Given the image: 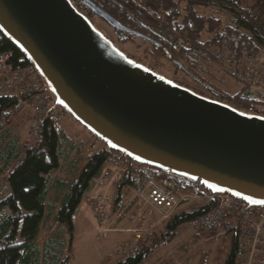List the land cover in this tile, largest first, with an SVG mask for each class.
<instances>
[{
    "label": "water",
    "instance_id": "water-1",
    "mask_svg": "<svg viewBox=\"0 0 264 264\" xmlns=\"http://www.w3.org/2000/svg\"><path fill=\"white\" fill-rule=\"evenodd\" d=\"M118 34L163 48L92 0ZM0 32L35 66L56 103L107 148L130 159L264 205V116L203 96L129 58L71 0H0ZM255 201V202H254Z\"/></svg>",
    "mask_w": 264,
    "mask_h": 264
},
{
    "label": "trees",
    "instance_id": "trees-1",
    "mask_svg": "<svg viewBox=\"0 0 264 264\" xmlns=\"http://www.w3.org/2000/svg\"><path fill=\"white\" fill-rule=\"evenodd\" d=\"M75 1L88 16H94L80 0ZM92 1L125 26L163 42L173 58L177 56L192 74L191 79L202 84L205 79L199 78L201 73L216 65L207 52L209 44L227 40L241 51L264 52V0ZM118 36L120 41L135 38L124 34ZM172 37L181 41L179 49L170 42ZM142 42L147 43L144 49L146 55L153 57L160 52L166 58L159 47ZM5 52L11 53L10 63L14 67L30 64L24 53L0 32V54ZM207 88L220 101L248 113L264 115L262 90L241 85L234 93H224L215 91L209 84ZM22 100L15 95L0 96V264H69L70 257L61 256L64 242L60 232L65 227L72 235L73 217L90 192L93 178L103 171L111 150L105 145L86 157L83 168L74 177L59 179L55 183L53 199L48 202L53 187L52 174L61 168L60 154L63 152L67 156L76 145L64 130L48 118L43 119L40 134L35 139L26 143L27 136L22 142L13 130L16 125L12 120L21 110H27L21 108ZM176 178L189 188L195 184L184 177ZM125 186H130L129 180L119 184L114 210L121 201L120 193ZM57 207L54 219L58 228L48 232L44 242L40 243L44 223ZM128 210L126 208V212ZM206 210L202 201V207L193 213L183 211L171 214L164 222L165 227L172 228V231L164 232L160 242H169L179 225L193 221ZM155 234L153 232L151 236ZM222 236L229 240L227 264H232L237 234ZM154 249V244L147 242L135 257L118 264H142ZM156 264L170 263L164 260Z\"/></svg>",
    "mask_w": 264,
    "mask_h": 264
},
{
    "label": "built area",
    "instance_id": "built-area-1",
    "mask_svg": "<svg viewBox=\"0 0 264 264\" xmlns=\"http://www.w3.org/2000/svg\"><path fill=\"white\" fill-rule=\"evenodd\" d=\"M207 52L222 73L233 77L241 85L264 91L263 51H241L229 41L222 40L209 44ZM10 61V52L0 54V96L15 95L23 99V108L32 111L26 140L30 143L40 134L43 119L48 118L53 124H58L67 111L56 103L35 66L30 63L14 67ZM125 180L130 181L137 203L133 213L127 216L131 225L127 231L132 236L114 249L121 261L135 257L150 240L158 221L168 218L180 203L193 197L201 199L207 207L205 213L192 221L195 229L213 234H237L232 264H264V205H250L224 192L214 194L199 181L189 188L180 183L171 170L134 161L118 151L109 152L103 171L93 178L92 185L94 189L107 185L118 187ZM84 202L96 219L99 236L119 231L116 224L127 214L126 199H121L116 210L115 199L104 192H89ZM155 212L162 215L155 219Z\"/></svg>",
    "mask_w": 264,
    "mask_h": 264
},
{
    "label": "rangeland",
    "instance_id": "rangeland-1",
    "mask_svg": "<svg viewBox=\"0 0 264 264\" xmlns=\"http://www.w3.org/2000/svg\"><path fill=\"white\" fill-rule=\"evenodd\" d=\"M71 2L81 13L87 16L92 24L119 50L125 53L129 58L147 66L156 73L180 83L199 94L203 93V96L214 99H217V97L207 88L208 84L217 92L234 93L240 89L241 84L233 77L222 73L216 65H211L210 69L208 68L207 71L202 72L199 76L203 81L205 79V85L194 79L192 80L182 71L176 70L175 65L165 58L162 53L154 52L155 55L153 57L146 55L144 49L147 47V43H143L141 39L132 38L130 40L120 41V38H118L120 37L118 36L119 34L105 21L96 15L92 17L88 16L86 11L79 6L75 0H71ZM170 42L173 44V47L179 49L181 41L172 37ZM174 59L182 64V62L177 59V56H174ZM24 111L25 110H21V112L12 119L16 121V126L13 127V130L15 133H18L22 142H24L29 134V125L26 123V119L18 120L19 115ZM57 126L66 132L75 143L76 147L80 149L84 158L89 151L96 152L105 146L102 140L91 134L78 123L70 113H67ZM65 156V153L61 152V161L66 160ZM71 172L72 170L69 171V174ZM55 173L56 172L52 175ZM3 184L6 185V182L3 181ZM94 191H96V193L102 192L101 189H94L91 184L90 193ZM197 209V206L182 207V211L190 213L195 212ZM57 211L58 207L53 210L51 218L44 223L39 239L40 243L44 242L48 232L55 231L56 228H58V224L54 219ZM133 211L134 209H129L124 216L125 220H123V223L126 230L131 227L127 216L133 213ZM165 213L168 212L165 210ZM165 213L163 211V214ZM160 214L162 215L160 212H155L153 218L158 219ZM72 222L73 231L71 236L69 235L68 229L65 227H63V230L60 232V237L64 242L61 256L64 257L68 255L70 257L69 264H118L120 262V256L114 252V248L118 245L119 240L122 239L123 234L106 232L103 233L102 236H99L100 233L98 232L96 219L90 208L85 204L84 199L79 206L78 212L74 215ZM164 225L166 226V222L163 226ZM156 226L152 231L153 233L156 230L155 239L150 241V243L153 242L155 249L142 264H156L164 260L168 261L170 264H202V262L204 264H227L230 255L229 240L225 239L222 234H213L197 230L194 228L192 221H186L178 226L175 230V236H173L169 242L161 243V235L164 232H171L172 228L164 226V230H162V225H159L157 229ZM106 255L109 256L108 260H105ZM203 255L205 259H203Z\"/></svg>",
    "mask_w": 264,
    "mask_h": 264
},
{
    "label": "crops",
    "instance_id": "crops-1",
    "mask_svg": "<svg viewBox=\"0 0 264 264\" xmlns=\"http://www.w3.org/2000/svg\"><path fill=\"white\" fill-rule=\"evenodd\" d=\"M32 111L30 109L25 110L24 112H22L19 117L18 120H22V119H26V123H30V119L32 117ZM14 124H16V121H14ZM29 127V126H28ZM80 153V154H79ZM94 152L89 151L85 158L82 156L81 151L79 148H75L73 150H71L69 152V154H67L66 160L65 161H61V168L56 171V173L54 175H52V181H53V187L50 190V195H49V199L48 202H50V200H52L53 195H54V191H55V183L59 180V179H70L71 177H74V175L83 168L85 162H86V157L88 154H92ZM78 162L75 166V163ZM72 170V172L69 174V171ZM66 171V173H65ZM117 188L118 187H113L110 185H107L103 188H101V191L104 193L109 194L111 197L115 198L116 192H117ZM113 192V193H112ZM112 193V194H111ZM121 199L124 198L126 199V201L128 202L127 204V208L128 209H133V207L135 206V204L137 203V199H135L132 188L130 186H125L122 190H121ZM186 206H197L198 208L202 207V200L201 199H197V198H187L186 200H184L182 203H180V205L177 207V209L175 211H173L171 214L175 213V212H183L182 211V207ZM125 217H123L117 224L116 227H118L117 229L119 231H111V232H117L119 234H123L122 235V239L119 240L118 244L120 243V241H124V240H128L132 235L130 232H128L126 230V227L124 226L123 220ZM165 220V219H164ZM164 220H159L156 226L157 227L160 225L163 226V224L165 223ZM165 226V225H164ZM164 226L163 229L164 230ZM156 231V230H155ZM154 231V232H155ZM151 239L150 241L155 239V235L150 237ZM153 243V242H152ZM115 249V248H114ZM109 256L106 255L105 256V260H108Z\"/></svg>",
    "mask_w": 264,
    "mask_h": 264
},
{
    "label": "flooded vegetation",
    "instance_id": "flooded-vegetation-1",
    "mask_svg": "<svg viewBox=\"0 0 264 264\" xmlns=\"http://www.w3.org/2000/svg\"><path fill=\"white\" fill-rule=\"evenodd\" d=\"M163 43V42H162ZM163 47H165L164 46V43H163ZM162 51H163V48H160ZM171 63H172V61H170ZM173 64V63H172ZM174 65V64H173ZM181 71V70H180ZM186 76H188V77H190L191 78V76H189L187 73H185V72H183Z\"/></svg>",
    "mask_w": 264,
    "mask_h": 264
},
{
    "label": "snow or ice",
    "instance_id": "snow-or-ice-1",
    "mask_svg": "<svg viewBox=\"0 0 264 264\" xmlns=\"http://www.w3.org/2000/svg\"><path fill=\"white\" fill-rule=\"evenodd\" d=\"M255 202V201H254ZM260 203H264V201H260Z\"/></svg>",
    "mask_w": 264,
    "mask_h": 264
}]
</instances>
